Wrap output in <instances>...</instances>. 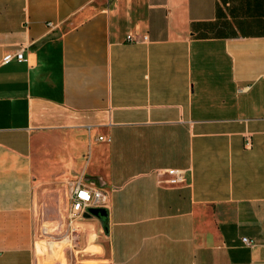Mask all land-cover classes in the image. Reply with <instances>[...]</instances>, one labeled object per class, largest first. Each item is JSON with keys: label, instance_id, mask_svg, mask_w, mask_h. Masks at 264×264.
Masks as SVG:
<instances>
[{"label": "crops", "instance_id": "obj_1", "mask_svg": "<svg viewBox=\"0 0 264 264\" xmlns=\"http://www.w3.org/2000/svg\"><path fill=\"white\" fill-rule=\"evenodd\" d=\"M81 172L107 213L62 264H264V0H0V264Z\"/></svg>", "mask_w": 264, "mask_h": 264}, {"label": "built area", "instance_id": "obj_2", "mask_svg": "<svg viewBox=\"0 0 264 264\" xmlns=\"http://www.w3.org/2000/svg\"><path fill=\"white\" fill-rule=\"evenodd\" d=\"M47 25L48 27H52L51 23H48ZM126 41L135 42V38L128 35L126 37ZM13 58H16L18 61H22V52L18 51L15 54H6L3 57V62L7 63ZM244 145L246 148L250 146L249 137L245 138ZM158 175L167 176V179L160 181V184L164 183L166 185L173 186L184 184L185 182L182 171L166 170L158 172ZM66 192L69 206L65 226L69 234L65 235L64 240L67 241L70 247H73V242L75 241L77 235V231L75 229L76 223L85 218L90 209L106 208L107 193L103 188L102 180L99 178L88 177L83 172L66 181ZM47 229L48 228H41L40 234L47 235ZM241 242L245 246H251L254 244V242L247 237L241 238Z\"/></svg>", "mask_w": 264, "mask_h": 264}, {"label": "rangeland", "instance_id": "obj_3", "mask_svg": "<svg viewBox=\"0 0 264 264\" xmlns=\"http://www.w3.org/2000/svg\"><path fill=\"white\" fill-rule=\"evenodd\" d=\"M49 154L50 152L48 156H50ZM45 159H48L47 156ZM69 178H71V175L66 177L59 176L49 181L47 174L42 175L43 189L51 187L52 194L50 196H42L39 212L37 213L40 229L48 228V233L47 235L40 234L36 240V264H62L65 249L70 247L67 241L64 240L65 235L69 234L65 226L69 204L64 187ZM49 183L51 185L46 186Z\"/></svg>", "mask_w": 264, "mask_h": 264}, {"label": "water", "instance_id": "obj_4", "mask_svg": "<svg viewBox=\"0 0 264 264\" xmlns=\"http://www.w3.org/2000/svg\"><path fill=\"white\" fill-rule=\"evenodd\" d=\"M106 209L105 208H96V209H90L86 217H96L99 220H102L106 216Z\"/></svg>", "mask_w": 264, "mask_h": 264}]
</instances>
